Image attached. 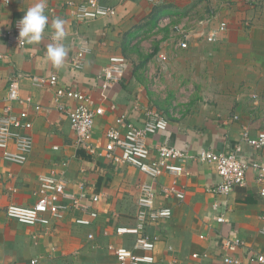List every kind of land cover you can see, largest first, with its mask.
Returning <instances> with one entry per match:
<instances>
[{
    "label": "crops",
    "instance_id": "obj_1",
    "mask_svg": "<svg viewBox=\"0 0 264 264\" xmlns=\"http://www.w3.org/2000/svg\"><path fill=\"white\" fill-rule=\"evenodd\" d=\"M83 1L46 0L49 22L42 40L25 41L22 47L2 36L38 0L18 1L0 14V114L12 79L18 81L21 97H30L40 106L39 111L29 109L32 127L27 134L32 149L27 161L22 165L8 162L0 150V264H29L33 258L40 264H117L114 249L132 248L135 241L134 235L115 232L137 224V203L133 216H123L132 204L126 192L137 182L150 183L132 166L114 165L77 147L53 90L37 85L33 78L56 75L60 87L90 97L95 108L102 109L89 137L92 145L101 148L105 131L116 118L125 116L140 125L147 109L158 110L168 120L166 132L147 138L152 158L161 144L190 154L240 146L239 159L250 162L253 150L240 143L241 130L248 128L252 136L264 131V0H163L158 5L145 0H99L114 8L116 15L80 22L67 3ZM57 17L65 21L61 43L68 49L60 67L46 58L47 46L53 43L51 23ZM161 18L186 27L187 49L174 47L177 33L171 27H157ZM221 23L225 31L216 41H207V35ZM81 49L85 50L83 65L75 69L71 58ZM159 52L167 55L165 69L157 60ZM147 53L152 57L146 59ZM120 55L127 61L123 77L103 89V68L110 57ZM12 107L16 113L23 108L15 103ZM255 158L264 161L261 155ZM174 163L183 175L165 173L155 188L176 181L184 199L158 195L155 200L156 207H169L172 216L145 227V233L157 238L154 264H224L227 255L241 259L242 264H259L252 258L264 256V199L258 194L254 173L245 176V186L218 196L212 193L219 181L213 165L194 160ZM50 172L65 178L72 196L85 194L82 204L97 211L91 226L76 225L77 212L52 220L48 230L21 226L6 217L8 205L31 207L36 202L38 178ZM94 196L100 198L97 204L91 203ZM63 203L71 205L69 199ZM219 216L224 222L216 221ZM25 228L41 251L35 246L31 247L34 254L28 251L26 240L17 233ZM234 239L242 245L228 252L225 241Z\"/></svg>",
    "mask_w": 264,
    "mask_h": 264
},
{
    "label": "built area",
    "instance_id": "obj_2",
    "mask_svg": "<svg viewBox=\"0 0 264 264\" xmlns=\"http://www.w3.org/2000/svg\"><path fill=\"white\" fill-rule=\"evenodd\" d=\"M18 1L22 0H0V14L2 10ZM152 5H158L163 0H145ZM67 6L73 9V16L77 20H96L111 18L116 15V10L112 7L102 5L99 0H85L80 3L68 2ZM50 12H53L50 9ZM16 20L13 26L4 34V38H9L17 46L22 47L25 40L19 38V26ZM204 22V20H203ZM158 28L171 27L177 38H174V47L177 50H185L188 47L186 38L188 30L182 24H171L170 18H161L157 24ZM226 25L221 23L217 30L211 31L206 40L214 42L220 33L224 32ZM85 50H79L71 58V65L75 69L82 68ZM157 60L165 64L167 55L159 52ZM127 61L123 56H112L108 64L102 71V87L108 88L117 84L123 77ZM37 85L48 86L53 90L54 99L58 103V110L63 112L68 120L74 134L75 145L89 154L98 156L114 165H129L143 174L150 183H143L139 188L137 200V224L133 227H118L115 232L118 235H134L135 241L132 248L120 246L114 249V256L117 264H154L153 255L156 237L144 232L148 224H156L167 221L172 216L169 207L155 206L158 195L165 199L170 197L178 201L184 199L183 192L178 188L176 181L171 185H159L158 190L155 184L165 173L180 177L183 170L174 162L181 160H194L199 163L211 164L219 177V181L212 189V193L218 196H228L235 188L243 187L246 184V177L249 171L254 173L255 183L258 185V194L264 199V161L255 158L256 155L264 157V131L252 136L248 128L243 127L240 133V143L248 145L253 150L252 161H242L239 159L241 147L237 146L232 151L200 150L196 154H190L186 150L168 144H161L156 147L155 157L147 144L149 136H155L167 131L168 120L156 109H147L144 112L143 122L138 125L131 123L125 116L115 119L105 131V144L101 147L90 143L94 119L102 114L101 108H95L92 99L80 92L59 86L56 75L49 77L33 78ZM62 100L74 101V106L64 104ZM7 104L0 114V150L2 158L8 162L22 165L24 164L32 149V139L27 134L32 127L29 119V109L39 111L40 106L35 104L30 97L19 95V86L16 79L9 83ZM18 104L23 108L19 112H14L13 105ZM234 121L238 117L234 116ZM264 159V158H263ZM38 190L36 202L31 207H22L14 204L8 205L5 215L8 219L27 227H41L46 230L53 221H59L66 212H77L74 223L81 227H89L97 218V211L82 204L86 198L84 193L78 197L72 196L67 191L65 178L56 176L54 172L44 174L38 178ZM70 200L71 205L67 206L63 200ZM100 198L92 197L91 203L97 204ZM264 221V212L262 214ZM218 223L224 222L223 217L216 218ZM45 233V232H44ZM264 233V231H263ZM88 239L92 240L93 235L89 234ZM225 248L228 252L235 251L242 245L239 239L226 240ZM140 252V253H137ZM194 258L197 255H193ZM259 264H264V256L260 255L252 260ZM224 264H242L241 259L227 255L223 259ZM29 264H40L38 258H33Z\"/></svg>",
    "mask_w": 264,
    "mask_h": 264
},
{
    "label": "clouds",
    "instance_id": "obj_3",
    "mask_svg": "<svg viewBox=\"0 0 264 264\" xmlns=\"http://www.w3.org/2000/svg\"><path fill=\"white\" fill-rule=\"evenodd\" d=\"M46 0H38L33 6L29 7L23 17L19 20V38L28 43L40 42L43 38L49 18L45 15ZM65 21L57 17L51 23L54 33L51 36L53 43L47 46L46 58L56 67L63 64L65 57L68 55V49L61 41L65 38L64 31Z\"/></svg>",
    "mask_w": 264,
    "mask_h": 264
},
{
    "label": "rangeland",
    "instance_id": "obj_4",
    "mask_svg": "<svg viewBox=\"0 0 264 264\" xmlns=\"http://www.w3.org/2000/svg\"><path fill=\"white\" fill-rule=\"evenodd\" d=\"M122 56V55H121ZM124 57V56H123ZM150 57H152V54L151 53H147V56H145L146 59H149ZM159 63V62H158ZM160 66L164 68V65L162 63H159ZM168 65V64H167ZM166 66V64H165ZM207 74V73H206ZM142 184H140L139 182H137L130 190H127L126 194L129 195L128 197V201L131 202L132 201V204L129 205V210H127L126 212H123V216L124 217H127L129 218V216H133L134 215V211H135V208H136V203H137V200H138V196H139V188ZM18 224V223H17ZM18 225H21V224H18ZM22 226V225H21ZM18 234L22 235V237L26 240V245L27 248H28V251L31 253V254H34V251L33 249L31 248L32 246H35L37 248L38 251H41L40 249V244H35V241L31 238V233L28 232V230H26L25 228V231H22V232H17ZM30 235V236H29ZM32 237H34L32 235ZM127 244H128V241H127ZM132 244V242L130 243ZM32 256H36V255H30V257Z\"/></svg>",
    "mask_w": 264,
    "mask_h": 264
}]
</instances>
